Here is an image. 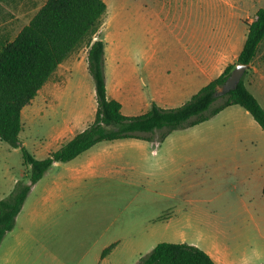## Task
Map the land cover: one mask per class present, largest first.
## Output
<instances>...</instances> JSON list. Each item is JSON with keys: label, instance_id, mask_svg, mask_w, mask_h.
<instances>
[{"label": "rangeland", "instance_id": "rangeland-1", "mask_svg": "<svg viewBox=\"0 0 264 264\" xmlns=\"http://www.w3.org/2000/svg\"><path fill=\"white\" fill-rule=\"evenodd\" d=\"M103 1L106 10L96 32L84 37L62 71L52 73L22 109L19 140L36 159L93 121L96 101L87 50L95 39H106L104 75L112 81L116 13H129L139 29L136 38L144 40L151 36L146 29L152 23L154 33L164 37L191 21H226L225 4L232 3ZM45 2L0 0V44L11 41ZM247 6L253 16L264 0L237 1L236 12L242 14ZM213 9L217 14L209 12ZM145 64L137 62L140 69ZM251 65L245 82L264 108V40ZM144 84L136 91L139 109L122 113L147 110L152 95ZM184 98L161 106L177 107L188 100ZM28 173L20 148L0 141V200L16 182L28 183ZM263 178L264 131L237 105L163 140L155 133L151 142H100L69 162L54 164L31 188L14 228L0 243V264H137L159 243L193 245L212 254L223 247L234 254L242 247L264 251V223L255 228L244 222L249 215H264Z\"/></svg>", "mask_w": 264, "mask_h": 264}, {"label": "trees", "instance_id": "trees-1", "mask_svg": "<svg viewBox=\"0 0 264 264\" xmlns=\"http://www.w3.org/2000/svg\"><path fill=\"white\" fill-rule=\"evenodd\" d=\"M105 10L103 0H46L11 41L0 44V141L11 148H20L23 163L29 167L28 183L16 182L9 195L0 200V243L13 229L32 186L52 165L69 162L97 143L124 139L151 142L155 133L163 140L170 133L203 123L232 105L247 111L264 131V108L248 90L244 80L249 67L234 89L216 96L235 66H249L256 56L264 40L263 7L256 11L248 25L246 39L235 63L227 65L218 77L176 108H161L152 103L140 115H123L121 104L106 94L104 42L99 38L90 42L87 71L94 83V119L45 158L36 159L19 140L22 109L35 98L50 75L84 37L96 32ZM112 247L106 248L101 257H105ZM137 264L215 263L207 253L193 245L159 243Z\"/></svg>", "mask_w": 264, "mask_h": 264}, {"label": "crops", "instance_id": "crops-1", "mask_svg": "<svg viewBox=\"0 0 264 264\" xmlns=\"http://www.w3.org/2000/svg\"><path fill=\"white\" fill-rule=\"evenodd\" d=\"M229 1L232 3L225 4L229 14L226 21L211 20L205 23L191 21L178 29H169L170 33L164 37L159 32L154 33L152 23L148 24L146 29L147 34L150 33L151 36L144 40L136 38L139 29L129 13L123 11L116 13L113 45L114 80L111 79L112 81L106 82V94L109 99L121 104V113L123 110L131 112L137 108L139 109L141 99L137 97L136 91L140 89L142 83H145V87L152 95L147 110L152 103L161 108H176L163 107L161 103L170 102L173 98L177 99L182 95L186 97L184 99L189 100L203 86L218 77L227 65L235 63L246 39L248 25L256 12L251 16L249 6L246 7L247 11H243L242 14L236 12L235 4L241 0ZM214 10L209 12L213 14ZM158 12L162 13L163 10L160 9ZM215 14H217V11ZM106 20V18L102 19L100 33H102ZM240 22H243L245 26L236 25ZM101 40L104 42V64L107 65L106 51L108 44L105 38L101 37ZM141 60H144L146 64L140 69L137 62ZM63 62L53 74L62 71ZM248 67L250 70L245 75L244 80L249 73L253 72V66L249 65ZM147 110L143 111L146 112ZM122 114L135 116L133 113ZM75 134H72L70 138H66L62 144ZM262 183L264 185V178ZM19 214L15 219V223ZM244 222L249 226L258 228V224L264 223V215H249ZM222 249L221 253L218 251V253L213 254L208 251H205V253L210 256L215 264H264V251L262 249L250 248L248 251L245 247H242L241 250L237 249V254L230 251L228 247Z\"/></svg>", "mask_w": 264, "mask_h": 264}, {"label": "water", "instance_id": "water-1", "mask_svg": "<svg viewBox=\"0 0 264 264\" xmlns=\"http://www.w3.org/2000/svg\"><path fill=\"white\" fill-rule=\"evenodd\" d=\"M248 68V65L244 64H237L235 68L232 70L228 78L226 79L225 83L223 86L220 88V90L216 94H225L228 91L234 89L243 76L244 72Z\"/></svg>", "mask_w": 264, "mask_h": 264}]
</instances>
